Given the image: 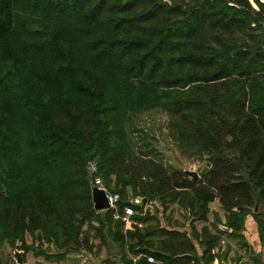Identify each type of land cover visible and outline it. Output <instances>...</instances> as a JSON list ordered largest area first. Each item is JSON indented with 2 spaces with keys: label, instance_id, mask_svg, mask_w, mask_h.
Instances as JSON below:
<instances>
[{
  "label": "trees",
  "instance_id": "16d2710c",
  "mask_svg": "<svg viewBox=\"0 0 264 264\" xmlns=\"http://www.w3.org/2000/svg\"><path fill=\"white\" fill-rule=\"evenodd\" d=\"M150 112L209 162L199 179L133 148L127 125ZM95 178L140 227L123 232L112 210H93ZM136 198L163 214L177 205L190 233L128 204ZM215 200L226 231L198 233ZM256 206L261 235L264 0H0V246L26 254L29 236L64 259L87 226L121 264H211L219 237L237 238Z\"/></svg>",
  "mask_w": 264,
  "mask_h": 264
},
{
  "label": "rangeland",
  "instance_id": "374dc122",
  "mask_svg": "<svg viewBox=\"0 0 264 264\" xmlns=\"http://www.w3.org/2000/svg\"><path fill=\"white\" fill-rule=\"evenodd\" d=\"M253 7L256 8L254 5ZM166 120V115L160 112L131 117L127 125L131 145L135 150H146L147 148L155 156L156 161L170 170H178L182 173L195 172L200 178L209 170V162L205 157H194L181 150L171 140L166 129ZM96 179L98 178L92 181ZM209 210L208 223L194 224L198 233L204 227L213 235L217 228L226 231L224 227L226 214L221 209L218 200L209 205ZM145 212L156 216L163 227L190 233L187 214L177 205H170L168 211L163 214L158 203H148L143 214ZM261 213L262 209L259 206L251 209L237 238L229 237V235L219 237L216 248L210 252L211 257H214L211 264H219V262L221 264H264V231H261L260 235L255 219L257 216L262 220L259 216ZM97 227V223L94 222L90 225V228ZM128 229L124 227L122 231ZM83 231L87 232V243L81 248L70 249L64 259L55 258L56 251L53 246L44 242L32 241L29 236H26V245L31 249L28 253L21 255L22 264H121L120 251L106 233L100 235L88 229L87 226L83 227ZM196 248L197 254L201 255L202 248L197 245ZM0 264H17L14 250L6 244L0 246Z\"/></svg>",
  "mask_w": 264,
  "mask_h": 264
},
{
  "label": "water",
  "instance_id": "95a60500",
  "mask_svg": "<svg viewBox=\"0 0 264 264\" xmlns=\"http://www.w3.org/2000/svg\"><path fill=\"white\" fill-rule=\"evenodd\" d=\"M184 174L189 177L192 181L199 179L198 175L195 172H185ZM89 185L93 210L97 213L109 210V201L105 189L103 187L96 186L93 181H90ZM128 204L137 209L145 210L147 205V199L136 198L129 201ZM39 253H42V251H39ZM22 254V251L14 250V256L16 258L17 264H22Z\"/></svg>",
  "mask_w": 264,
  "mask_h": 264
},
{
  "label": "built area",
  "instance_id": "2783aa9c",
  "mask_svg": "<svg viewBox=\"0 0 264 264\" xmlns=\"http://www.w3.org/2000/svg\"><path fill=\"white\" fill-rule=\"evenodd\" d=\"M89 172L91 174L95 173V167L94 165H89L88 167ZM94 184L98 187H102L99 179H96L94 181ZM106 191V190H105ZM108 201H109V210L113 211V219L119 220L123 223L124 227L130 228V226H137L140 227L135 222H132V218L135 217L138 213L130 206H127L124 208L123 212L121 214L118 213V202H119V196L116 194H110L106 191ZM141 258V255L136 256L133 260L136 261ZM148 264H163L161 261L147 256L145 257Z\"/></svg>",
  "mask_w": 264,
  "mask_h": 264
}]
</instances>
